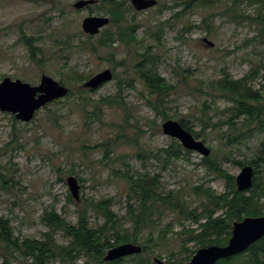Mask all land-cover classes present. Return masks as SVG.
<instances>
[{"label":"rangeland","instance_id":"obj_1","mask_svg":"<svg viewBox=\"0 0 264 264\" xmlns=\"http://www.w3.org/2000/svg\"><path fill=\"white\" fill-rule=\"evenodd\" d=\"M75 1L0 0V81L9 77L36 85L41 74H46L56 81L63 80L61 84L69 89L65 96L38 109L27 122L15 119L13 123V114L0 111V169L10 172L9 183H13L11 191L0 188V216L10 218L13 233L20 238L42 237L48 230L41 219L45 209L54 208L74 224L75 205L67 200L69 175L79 178L78 203L82 197H111L112 210L122 216L130 183L113 172H125L124 164L133 171L157 174L161 193L176 191L187 210L196 206L200 210L206 198L193 187L201 185L220 194L225 190V181L208 172L198 152L182 154L168 164L157 155L160 148L169 145L171 137L161 130L166 119L153 109L157 101L143 85L135 64L147 50L156 56L159 75L176 86L165 105H157L159 111L170 116L167 119L178 121L182 117L193 131H199L198 139L205 138L204 143L223 156L222 168L235 177L241 168L235 161L256 159L260 154L264 125L244 119L243 115L234 118L230 127L224 124L232 114L227 108L230 102L220 95L213 98L218 92L211 89L210 83L220 79L223 71L239 79L250 67L264 64V26L246 18L264 15V0H195L186 10L183 0H156L145 10H135L130 0H118L132 7L126 11V19L136 26L137 38L129 45L115 40L114 48L106 44L95 52L75 46L80 40L92 46L101 35L99 31L86 40L81 20L90 15H109L99 0L80 9L72 7ZM158 27L163 32L160 44L155 36ZM104 29L114 31L115 27L109 24L101 28ZM21 32L33 37L31 43L39 49L35 60L19 41ZM203 38L212 41L213 46ZM70 44L72 48H64ZM105 68L112 72L110 80L92 91L83 87L85 80ZM72 70L84 79L75 82ZM175 70L183 71L185 77ZM263 74L264 68H260L250 84L263 95L264 105ZM9 162L13 165L7 169ZM257 162L262 168V162ZM158 205L152 220L139 232L140 241L153 234L155 245L143 255L150 264H159L155 259L164 264L172 252L176 258L188 255L182 243L190 250L198 249L194 242L184 241L181 231L185 227L199 228L198 223L177 208ZM221 212L218 209L214 214ZM89 218L91 226L103 221L93 210ZM54 238L58 244L67 243L61 229L55 231ZM137 259L130 255L119 264H137ZM240 262L237 261L245 264ZM11 264L20 263L13 258Z\"/></svg>","mask_w":264,"mask_h":264},{"label":"trees","instance_id":"obj_2","mask_svg":"<svg viewBox=\"0 0 264 264\" xmlns=\"http://www.w3.org/2000/svg\"><path fill=\"white\" fill-rule=\"evenodd\" d=\"M99 1L101 8L109 15L110 26L115 27V30H100L101 35L98 37L97 43L92 44V46H87L85 40H80L79 44L75 46H78L82 51L89 49L90 52H95L98 47L106 44L109 48H114L112 43L115 40H119L125 45H129L136 40V26L126 19V11L132 7H125L118 0ZM192 1L195 0H183L181 2L184 5V10L190 8L189 4ZM238 1L233 0L234 3ZM250 1L260 2L261 0ZM203 2L210 3V0H203ZM182 12L180 11V13ZM246 18L260 22L264 26V15L261 13H257L255 16H246ZM155 36L157 43L160 44L163 37L161 27L157 28ZM92 37L87 35L86 40H91ZM32 39L33 37L26 36L23 32L20 33L19 41L26 45L30 58L35 60V51L39 49L32 45ZM63 44H66V42H63ZM67 47L72 48L73 45L64 46V48ZM112 54L110 52V55ZM141 57L142 60L135 64V70L142 79L143 85L153 96V99L157 101L156 105H152L153 109L161 114L164 119H167L170 116L164 111H159L157 105H165L167 97L172 94L176 86L166 82L159 75L156 69V56L151 54L149 50L143 52ZM260 68H264V64L250 67L249 72L239 79H233L226 71H223V76L220 79L213 80L210 83L211 89L218 92L212 95L213 98L220 95L230 102L227 108L232 111V114L224 121V124L228 127L234 124L233 119L239 115H243L244 119H249L251 122H257L260 126L264 125L263 95L258 90L253 89L250 84V81L259 73ZM175 72L180 77H185L183 71L175 70ZM72 73L75 82L84 79L76 71L72 70ZM262 77L264 79V74ZM59 82L63 83V80H59ZM87 90L92 91L93 89ZM105 100L106 98H100V101ZM52 101H56V99ZM203 104L207 107L210 106L207 101H204ZM46 105H44L45 108ZM15 119L12 116L13 123L16 122ZM178 121L183 127L192 132L194 137L200 138V132L193 131L185 119L179 117ZM13 132L15 131L13 130ZM235 136L239 137L238 135ZM14 139H16L15 135ZM201 140L206 142L205 138ZM261 147L262 150L256 156V159L235 161L239 166L249 164L254 169L252 186L243 191L237 190L234 183L235 177L222 168L221 160L223 156L214 153L213 149H211L209 155L201 156L200 162L208 172L224 179L225 190L220 194H215L208 187L194 186V191L201 192L206 198L205 202L201 203L200 210L197 209V206L187 210L184 200L180 199L181 197L176 191L171 190L167 194L161 193L159 190L160 177L157 174L150 176L147 173L133 171L124 164L127 167L125 172L121 173L119 170L113 172L121 175L130 183V193L126 196V212L122 216L117 215L112 210L113 199L111 197L98 200L82 197L81 202L78 203L70 195L71 193H68L67 200L75 205L76 222L74 224L67 222L59 213L55 212L54 208L45 209L41 219L47 225L48 230L43 232L42 237L39 239L33 237L20 238L14 235L10 218L0 216V255L2 256L0 264H11L13 258L17 259L20 264H51L55 260H59L61 264H119L126 257L105 261L103 256L107 249L125 242L140 244L142 252L135 255L139 258L137 261L140 264H150L147 260H144L143 255L155 245L152 242L154 240L153 234L150 233L147 238L140 241L139 232L146 227L148 221L152 220V215L158 210L159 203L177 208L180 214L192 218L194 222L198 223L199 228L185 227L181 230L185 235L183 238L186 243L194 242L198 248L211 244L225 245L231 235L233 221L241 220L245 216L264 215V180H261V174L264 172V142H262ZM190 152V150L183 148L176 139L171 138L169 145L160 148L156 153L168 164L182 154L189 155ZM257 160L262 162V168H259ZM12 165L9 162V165L5 168L9 169ZM68 173H72V170H69ZM9 174V171L0 169V188L6 191H11L13 188V183H9L11 180ZM218 209H222V212L216 216L214 213ZM90 210L103 217L102 223L91 226L89 220ZM126 222L130 223L129 226H125ZM57 229L63 231L67 238L66 244L56 242L54 233ZM179 233L181 234V232ZM196 249L190 250L185 246V243H182L183 252H189V254L182 258H176L174 257L175 253L172 252L164 264H184V261H187L190 254H193ZM81 259L83 260L79 262ZM239 260L245 264H264V236L252 243L245 251L219 259L215 264H239L237 263Z\"/></svg>","mask_w":264,"mask_h":264},{"label":"water","instance_id":"obj_3","mask_svg":"<svg viewBox=\"0 0 264 264\" xmlns=\"http://www.w3.org/2000/svg\"><path fill=\"white\" fill-rule=\"evenodd\" d=\"M97 0H76L72 7L80 9L86 5L96 3ZM135 10H145L156 4V0H130ZM110 19L107 16H85L81 20V29L87 35H95L99 30L108 25ZM208 46L213 42L206 38L202 39ZM112 78V72L105 68L95 73L83 82V87L95 89L103 82ZM68 93V87L56 81L46 74H41L39 83L31 85L19 79L12 80L4 77L0 81V111L9 112L16 119L27 122L32 119L35 111L52 100L61 98ZM163 134L175 138L188 150L198 152L201 156H207L210 148L200 139L184 128L179 121L166 119L161 124ZM254 170L251 165H244L235 175V185L239 191L251 187ZM66 182L71 195L78 200L79 183L75 176L69 175ZM264 236V215L246 216L236 220L231 226V236L225 245L211 244L200 247L184 264H214L218 259L230 257L246 250L252 243ZM142 251L140 244L125 242L106 250L103 259L111 261L129 255L138 254ZM156 262H159L155 259Z\"/></svg>","mask_w":264,"mask_h":264}]
</instances>
